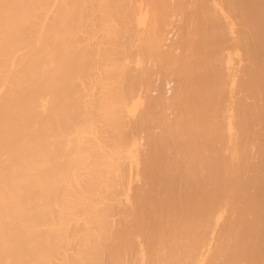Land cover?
I'll return each instance as SVG.
<instances>
[{
  "label": "bare ground",
  "instance_id": "obj_1",
  "mask_svg": "<svg viewBox=\"0 0 264 264\" xmlns=\"http://www.w3.org/2000/svg\"><path fill=\"white\" fill-rule=\"evenodd\" d=\"M225 3L0 0V264H264V0Z\"/></svg>",
  "mask_w": 264,
  "mask_h": 264
},
{
  "label": "rangeland",
  "instance_id": "obj_2",
  "mask_svg": "<svg viewBox=\"0 0 264 264\" xmlns=\"http://www.w3.org/2000/svg\"><path fill=\"white\" fill-rule=\"evenodd\" d=\"M226 3H227V5H229L228 0H226ZM226 3H225V6H226ZM228 7H229V6H228ZM225 8H227V7H225ZM233 15H235V14H233ZM235 16H236V18L238 17L237 14H236ZM234 18H235V17H234ZM238 18H239V17H238ZM239 20H240V18H239ZM239 20H237V22H239ZM237 26L239 27V24H238ZM232 50H234V48H232ZM232 50H230V51H232ZM236 50H237V49H236ZM249 62H251V61H247V63H249ZM168 87H169V86H167V88H168ZM168 91H169L170 93H172L171 89L168 88V89H167V95H168V94L170 95V93H169ZM251 99L253 100L254 98H251ZM251 99H249V102H251ZM254 101H256V100L254 99V100L252 101L253 103L251 102L250 104L255 105L256 102H254ZM257 102H258V101H257ZM258 105H259V104H258ZM252 123L254 124V122H252ZM252 123H251V124H252ZM255 123H257V122H255ZM261 123H263V122H259V123H257V124H259V126L261 127V129H260V128L257 129V126H258V125H256V124L253 125V124H252L253 126L251 125L252 128L250 129V131L253 132L252 129L255 128L254 131L257 129V131L259 132V134L261 133V131L263 132V131H264V130H263V129H264V128H263V127H264V126H263L264 124L261 126ZM255 126H256V127H255ZM259 126H258V127H259ZM249 128H250V127H249ZM262 128H263V129H262ZM259 129H260L261 131H259ZM257 131H256V133L258 134ZM252 132H251V134H252ZM255 135H256V134H255V132H254V134L251 135V136L253 137V136H255ZM261 135H263V133H261ZM259 137H262V136H259ZM259 137H258V135H257V139H258V140H259ZM255 138H256V136H255ZM257 139L255 140V142L257 143V144H255L256 146L254 145L255 147H257V145H258V140H257ZM260 140H261L260 142L262 143V142H263V141H262V138H261ZM260 142H259V144H260ZM258 146L260 147V145H258ZM255 147H252V149L254 148L255 150H254V149L251 150V147H250V150L253 151V152H251V156L254 154V157L252 156V158H253L252 161H254V159L256 158L255 154L257 155V153H258L257 158H258L259 155L261 156V154H260V153H261V150H256L257 148H258V149H260V148H259V147L255 148ZM255 151H256V152H255ZM260 156H259L258 161H260V159H261ZM257 158H256V162H257ZM249 172L251 173L250 170H249ZM250 173H248V174L246 173V174H247V177L250 176ZM254 173H255V172L253 171L252 174L254 175ZM252 174H251V176H252ZM248 178H249V177H248Z\"/></svg>",
  "mask_w": 264,
  "mask_h": 264
}]
</instances>
